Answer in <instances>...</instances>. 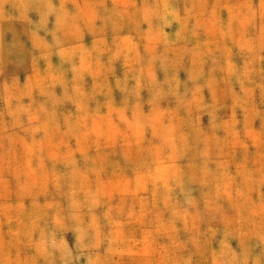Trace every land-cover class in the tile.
<instances>
[{
	"label": "rangeland",
	"instance_id": "obj_1",
	"mask_svg": "<svg viewBox=\"0 0 264 264\" xmlns=\"http://www.w3.org/2000/svg\"><path fill=\"white\" fill-rule=\"evenodd\" d=\"M0 264H264V0H0Z\"/></svg>",
	"mask_w": 264,
	"mask_h": 264
}]
</instances>
